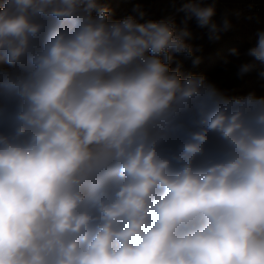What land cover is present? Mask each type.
Here are the masks:
<instances>
[{
  "label": "clouds",
  "instance_id": "clouds-1",
  "mask_svg": "<svg viewBox=\"0 0 264 264\" xmlns=\"http://www.w3.org/2000/svg\"><path fill=\"white\" fill-rule=\"evenodd\" d=\"M134 12L0 0V264H264V95L176 62H202L189 21L230 20ZM256 37L239 77L264 79Z\"/></svg>",
  "mask_w": 264,
  "mask_h": 264
},
{
  "label": "rangeland",
  "instance_id": "rangeland-1",
  "mask_svg": "<svg viewBox=\"0 0 264 264\" xmlns=\"http://www.w3.org/2000/svg\"><path fill=\"white\" fill-rule=\"evenodd\" d=\"M181 2L182 0H108V5L113 10L115 19L135 15L134 9L139 6L146 13V20L174 17L178 27H183L184 13L176 12ZM225 17L230 20L232 28L222 33L218 41L209 40L208 30L198 27L194 19L189 21L187 26L193 33L191 43L194 48H202V51L196 53L202 57V62L193 67L191 59L184 56H177L176 62L182 65L181 70L185 73L204 74L229 96H242L252 92L258 96L264 95V79L256 72L243 77L237 75L240 64L252 61L246 53L255 46L256 33L264 30V0H216L215 21L220 23ZM233 48L239 51V56L232 54Z\"/></svg>",
  "mask_w": 264,
  "mask_h": 264
}]
</instances>
